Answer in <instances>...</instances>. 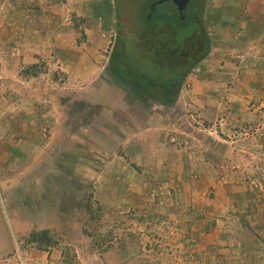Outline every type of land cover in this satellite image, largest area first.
<instances>
[{"label": "rangeland", "instance_id": "rangeland-1", "mask_svg": "<svg viewBox=\"0 0 264 264\" xmlns=\"http://www.w3.org/2000/svg\"><path fill=\"white\" fill-rule=\"evenodd\" d=\"M156 1L0 0V264H264V0H204L167 105L107 73Z\"/></svg>", "mask_w": 264, "mask_h": 264}, {"label": "trees", "instance_id": "trees-1", "mask_svg": "<svg viewBox=\"0 0 264 264\" xmlns=\"http://www.w3.org/2000/svg\"><path fill=\"white\" fill-rule=\"evenodd\" d=\"M166 9L161 4L155 9L145 13L143 17L136 16L133 36L124 32L119 24L116 25V39L112 48L110 63L108 65L109 77L121 86L131 87L138 95L141 103L146 104L144 97L159 101L167 105V91L174 94L191 68L187 62L180 58L183 51V42L191 29L201 31L204 38L203 58L210 50V44L202 27V13L204 0H191L180 18L176 7L169 2ZM163 5V6H162ZM158 32L175 34L173 44V57L165 61L160 58V48L167 43ZM165 33V34H166ZM185 34V37L182 34ZM184 38L183 40H180ZM184 54V53H183ZM197 63H194V66ZM150 68L156 72L151 76L143 71ZM46 237L47 232L32 233L30 241L37 242L38 236Z\"/></svg>", "mask_w": 264, "mask_h": 264}, {"label": "flooded vegetation", "instance_id": "flooded-vegetation-1", "mask_svg": "<svg viewBox=\"0 0 264 264\" xmlns=\"http://www.w3.org/2000/svg\"><path fill=\"white\" fill-rule=\"evenodd\" d=\"M194 29H196V28L191 29V31H193ZM191 31L187 35V37H189L191 35ZM163 33H165V32H163ZM166 34H169V33H166ZM199 34H200V37H199L200 38V44L198 45L199 47L197 46L198 48H196L195 50H192L191 52H187V53L185 52L184 54L181 53L180 56H179L180 58L183 57V59L187 62V64L190 67L194 66V63H197L201 59L200 58L201 50L204 51V38H203V34L201 33V31L199 32ZM167 44H168V46L169 45L170 46H173L174 43L172 42V40H168ZM172 55H173V52L171 54V57H173ZM172 91H173V89L171 91H167L166 94L168 95V97L173 95ZM150 98H152V97H150Z\"/></svg>", "mask_w": 264, "mask_h": 264}, {"label": "crops", "instance_id": "crops-1", "mask_svg": "<svg viewBox=\"0 0 264 264\" xmlns=\"http://www.w3.org/2000/svg\"><path fill=\"white\" fill-rule=\"evenodd\" d=\"M244 7H243V5H239V11H244ZM239 13V12H238ZM243 13V12H242ZM241 13V14H242ZM239 15V14H238ZM236 16V18L234 19V21L236 22V27H238V31H241V33L242 34H244V35H248V36H250V35H253L254 33H253V31H252V28L250 27V22H248L249 20H248V17H246V15L244 16ZM221 16H223V12H221ZM224 17V16H223ZM222 17V19L223 20H225V21H227L225 18H223ZM264 20V18H261V19H259V20ZM247 25V27L245 28V26ZM243 29V30H242Z\"/></svg>", "mask_w": 264, "mask_h": 264}, {"label": "water", "instance_id": "water-1", "mask_svg": "<svg viewBox=\"0 0 264 264\" xmlns=\"http://www.w3.org/2000/svg\"><path fill=\"white\" fill-rule=\"evenodd\" d=\"M190 1L191 0H158L152 4V6L150 7V12H152L157 5H161L165 2H171L176 7L180 18L183 19L182 14L186 10Z\"/></svg>", "mask_w": 264, "mask_h": 264}]
</instances>
